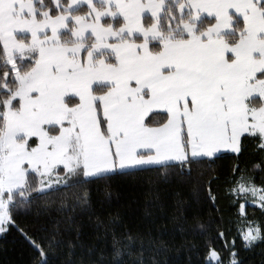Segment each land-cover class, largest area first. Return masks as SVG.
I'll return each instance as SVG.
<instances>
[{"label":"snow or ice","instance_id":"obj_1","mask_svg":"<svg viewBox=\"0 0 264 264\" xmlns=\"http://www.w3.org/2000/svg\"><path fill=\"white\" fill-rule=\"evenodd\" d=\"M250 139L258 160L242 164ZM225 151L236 160L220 192L215 169L201 177ZM118 178L147 184L149 224L101 215ZM189 200L207 208L202 243L184 235ZM9 225L29 264H170L180 251L184 264H242L264 245V0H0V232Z\"/></svg>","mask_w":264,"mask_h":264},{"label":"trees","instance_id":"obj_2","mask_svg":"<svg viewBox=\"0 0 264 264\" xmlns=\"http://www.w3.org/2000/svg\"><path fill=\"white\" fill-rule=\"evenodd\" d=\"M253 141L250 139L248 141L247 147L245 148L243 154L240 155L239 160L242 164L252 165L255 164L258 160V154L252 151ZM235 155L229 152H224L223 155L220 156L218 160L215 161L214 164L209 166V168L205 169V176L201 177V179H207L208 174L211 173V170L215 169L219 179L213 181V188L216 191H223L224 184L223 181L229 175L231 166L235 163ZM199 171L194 170L195 172ZM259 175V173H257ZM114 189L117 195H113L110 203H105L103 207H99V211L103 216L106 211H115L119 210L123 220L127 223L129 228H134L136 226L144 227L146 224H149L146 218L143 217L142 210L144 205V195L147 189V184H141L138 181H133L131 178H118L113 181ZM166 189V211H171L172 209V192L175 188V184L172 185H162ZM190 185L182 186V193L187 194ZM164 193H162V196ZM102 197L99 193H93V201L94 205L98 200H101ZM219 207L221 209V213L227 218L229 214H231L234 210L227 207V199L221 198L219 201ZM247 211L251 213L253 208H248ZM257 214L258 209L256 210ZM207 208L193 200H189L187 205V220L185 222V231L184 235L190 239H195L198 242H203L202 239L196 235L198 231L196 225L199 222L207 219L206 216ZM52 215L55 216L56 213L53 210ZM199 217V219H197ZM17 222L21 227L27 225L29 229L32 226L33 217L31 215H19L16 217ZM160 222L159 215H157L156 223ZM213 231H218L217 229H213ZM174 233L175 240L178 243L180 240L181 234L178 231H175L172 225L167 226V230L165 235ZM93 234V229L90 224L85 221L84 225V235L83 239L86 242L91 241V237ZM222 240L219 238L214 240V244L217 248H220L222 245ZM237 245H239V238L236 240ZM264 247V245H257V249L246 252H241L242 264H259L261 259V254L258 251L260 248ZM185 253L180 251L178 253H174L170 255L169 260L170 264H184ZM31 259V254L29 251L28 242L24 239L23 235L17 231L15 227L9 225V227L0 233V264H29ZM193 259H196L194 256Z\"/></svg>","mask_w":264,"mask_h":264},{"label":"rangeland","instance_id":"obj_3","mask_svg":"<svg viewBox=\"0 0 264 264\" xmlns=\"http://www.w3.org/2000/svg\"><path fill=\"white\" fill-rule=\"evenodd\" d=\"M226 152V151H225ZM1 233V232H0Z\"/></svg>","mask_w":264,"mask_h":264}]
</instances>
